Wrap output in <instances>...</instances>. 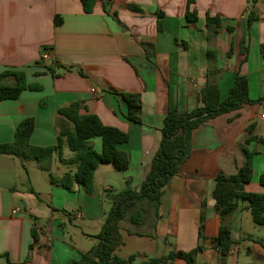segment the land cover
Listing matches in <instances>:
<instances>
[{"label":"crops","instance_id":"1","mask_svg":"<svg viewBox=\"0 0 264 264\" xmlns=\"http://www.w3.org/2000/svg\"><path fill=\"white\" fill-rule=\"evenodd\" d=\"M188 1L95 0L86 14L80 0H0V75L23 72L27 84L42 87L0 101V144L13 142L19 123L31 117L29 143L54 145L61 120L57 111L79 103L80 114H94L105 126L128 135L118 148L130 161L125 170L99 166L92 194L76 185L68 191L50 184L49 177L39 193L37 181L43 171L25 161L26 174L19 159L0 154V264H68L87 252L95 244L89 235L99 233L105 218L103 202L110 208L107 195L118 193L108 177L119 173L137 189L159 147L164 116L169 110L186 113L201 106L199 94L207 83L217 86L223 101L236 76H243L249 98H264V0L253 7L258 18L249 28V0ZM187 6L196 12L195 22L187 21ZM207 15L221 20L215 35L206 28ZM55 17L61 20L58 26ZM244 38H248L246 51L241 45ZM44 49L52 56L48 62L40 60ZM49 65H56L52 72L46 70ZM3 82L11 84L13 79ZM113 91L139 94V124L125 118L126 106ZM262 114L264 100L221 114L196 129L189 159L163 188L158 218L147 210L139 225L122 220L117 232L121 245L114 254L124 259L160 257L173 248L190 251L198 242L203 210L204 248L195 264H264V227L253 223L247 202L238 201L233 213L221 220L212 195L218 174L231 176L243 166L245 148L253 158L244 190L264 194L259 183L264 175ZM248 137L253 139L245 144ZM92 146L99 152L100 140L93 139ZM72 157L64 142L62 158ZM74 170L75 165L53 157V177ZM223 224L234 243L224 258L214 241Z\"/></svg>","mask_w":264,"mask_h":264},{"label":"trees","instance_id":"2","mask_svg":"<svg viewBox=\"0 0 264 264\" xmlns=\"http://www.w3.org/2000/svg\"><path fill=\"white\" fill-rule=\"evenodd\" d=\"M94 1L80 0L84 13H91ZM191 2L192 0H189L188 4ZM249 3L251 9L246 15L248 28L258 18L252 10L257 0H249ZM130 7L133 10H139L138 7ZM188 8L187 6L186 19L188 22H195L197 20L196 12H190ZM159 18H161L160 14ZM60 23V18L55 17L54 26H58ZM220 24L219 17L206 16V28L211 35L217 33ZM157 26L160 27V20L157 21ZM227 30L231 32L232 27H227ZM247 42L248 38H244L241 41L242 47ZM244 49L247 50L246 47ZM227 54L229 55L230 51ZM261 54L264 56V44L261 45ZM53 66H47L46 70L52 72ZM6 77H11L13 82L11 84L3 82ZM41 89L42 87L38 84H27L23 72H5L0 75V101L17 99L24 90L40 91ZM112 94L125 104V118L139 124L141 122L139 94L117 91H113ZM262 100L264 98L251 100L248 94L247 79L237 75L225 100H220L215 84L207 83L199 94L201 106L186 113L169 110L162 121L159 147L144 180L137 189L131 187L127 181L124 190L107 195L110 208L105 214L102 227L96 235H89L95 244L87 252L79 254L78 259L72 260L68 264H172L175 260L195 264L197 255L204 248L203 210L200 214L196 247L190 251L173 248L160 257L145 255H132L124 259L117 257L114 252L121 245V240L117 235L119 223L128 219L130 223L139 225L143 218V212L147 210H151L154 217L158 218V207L163 188L189 159L194 131L212 118ZM80 109L79 103H72L57 111L61 119L58 122L59 131L56 143L49 146L31 145L29 138L34 129V120L31 117L22 120L17 126L13 142L0 144V154L19 159L26 174L27 169L24 162L33 161L40 171L48 174L50 184L58 185L68 191H71L76 185L86 193L92 194L94 192V174L99 166L112 165L117 170H125L129 167V156L118 148L119 145L127 142L128 135L117 128L105 126L94 114H80ZM251 129L252 127L248 130L251 131ZM95 138H98L101 143L99 152L92 146V140ZM252 139L253 137L246 138L245 144H248ZM64 142L73 153V157L70 159L62 158ZM243 152L245 162L234 175L218 174L216 176L212 191L215 207L221 220H224L233 213L238 201L247 202V209L250 211L253 223L264 227V194L247 193L244 190V185L251 179L253 154L246 148ZM54 156H57L60 162L66 165H75V170L64 173L60 178L53 177L50 171ZM259 183L264 185V175L259 176ZM31 192L35 194L33 190ZM51 210L56 211L53 208ZM32 238L33 242H36L37 236L34 231ZM214 241L222 258L234 246L230 239L229 227L224 224L219 228ZM257 242L262 245L260 240ZM165 243H168L167 239H165Z\"/></svg>","mask_w":264,"mask_h":264},{"label":"rangeland","instance_id":"3","mask_svg":"<svg viewBox=\"0 0 264 264\" xmlns=\"http://www.w3.org/2000/svg\"><path fill=\"white\" fill-rule=\"evenodd\" d=\"M54 175H55V170H52L51 171ZM40 174L39 175H41V176H39V181H37V192H39V193H42L41 192V187L43 186V188H46V183H47V173L46 172H39ZM43 173V174H42ZM114 175H116V176H110V177H108V182H109V184L111 185V186H113L115 189L114 190H116V192H119V191H121L123 188H125L126 187V181H124V180H122L121 178H119V173L118 174H114ZM109 198V197H108ZM104 201H106V198L104 199ZM104 203V212H105V214L108 212V210H109V208L107 209V204H106V202H103ZM89 232H92L91 231V229H89Z\"/></svg>","mask_w":264,"mask_h":264},{"label":"built area","instance_id":"4","mask_svg":"<svg viewBox=\"0 0 264 264\" xmlns=\"http://www.w3.org/2000/svg\"><path fill=\"white\" fill-rule=\"evenodd\" d=\"M51 59H52L51 53L48 51V49H44L40 55V60L43 62H48ZM92 92L94 93V90H92ZM261 116L264 117V114H262Z\"/></svg>","mask_w":264,"mask_h":264}]
</instances>
